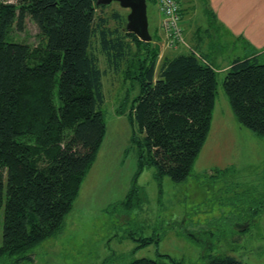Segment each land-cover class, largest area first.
<instances>
[{
    "label": "trees",
    "instance_id": "1",
    "mask_svg": "<svg viewBox=\"0 0 264 264\" xmlns=\"http://www.w3.org/2000/svg\"><path fill=\"white\" fill-rule=\"evenodd\" d=\"M111 3L0 0V257L58 232L72 209L105 132L101 55L108 68L140 86L130 113L141 133L134 136V178L153 166L158 178L185 179L206 139L216 89L207 54L189 50L158 59V36L143 41L129 32L124 13L107 12ZM26 17L39 29L36 45L12 35ZM251 49L231 61L223 86L238 122L264 138V48ZM128 264L182 262L141 257ZM205 264L245 263L215 255Z\"/></svg>",
    "mask_w": 264,
    "mask_h": 264
},
{
    "label": "rangeland",
    "instance_id": "2",
    "mask_svg": "<svg viewBox=\"0 0 264 264\" xmlns=\"http://www.w3.org/2000/svg\"><path fill=\"white\" fill-rule=\"evenodd\" d=\"M178 1L183 33L187 15L197 13L192 18L204 42L197 50L207 54L216 77L210 128L188 176L158 178L153 166H145L134 178V136L141 133L134 132L130 113L140 86L136 78L108 68L101 55L105 132L72 209L58 232L19 255L1 256L0 264H128L141 257L205 264L215 255L264 264V138L238 122L223 86L231 61L253 50L216 27L205 0ZM146 3L149 32L158 36V59L181 52L183 46L164 44L156 28V2ZM112 9L129 12L116 1L106 10ZM12 35L31 45L41 40L29 17ZM260 58L264 61V55ZM132 186L136 190L128 200Z\"/></svg>",
    "mask_w": 264,
    "mask_h": 264
},
{
    "label": "crops",
    "instance_id": "3",
    "mask_svg": "<svg viewBox=\"0 0 264 264\" xmlns=\"http://www.w3.org/2000/svg\"><path fill=\"white\" fill-rule=\"evenodd\" d=\"M205 1L213 11L214 17H212V20L222 32L243 39L253 48H264V0ZM188 6L189 8H193V5ZM192 11H190V15H187L184 25L185 36L184 49L182 51L197 50L203 42V37L197 30V18L196 16L192 18L197 13H191ZM160 17L161 15L157 8L156 28L158 29H160ZM215 38L217 39V35H215Z\"/></svg>",
    "mask_w": 264,
    "mask_h": 264
},
{
    "label": "built area",
    "instance_id": "4",
    "mask_svg": "<svg viewBox=\"0 0 264 264\" xmlns=\"http://www.w3.org/2000/svg\"><path fill=\"white\" fill-rule=\"evenodd\" d=\"M160 17V30L167 47L178 48L184 44L181 4L178 0H155Z\"/></svg>",
    "mask_w": 264,
    "mask_h": 264
},
{
    "label": "water",
    "instance_id": "5",
    "mask_svg": "<svg viewBox=\"0 0 264 264\" xmlns=\"http://www.w3.org/2000/svg\"><path fill=\"white\" fill-rule=\"evenodd\" d=\"M116 1L120 6L128 8L125 28L143 41H150L149 22L146 0H97V3L109 4Z\"/></svg>",
    "mask_w": 264,
    "mask_h": 264
}]
</instances>
